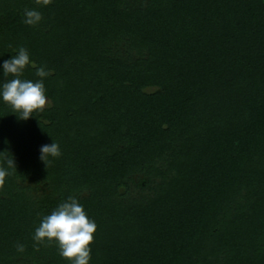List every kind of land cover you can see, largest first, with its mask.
Masks as SVG:
<instances>
[{
	"label": "trees",
	"instance_id": "16d2710c",
	"mask_svg": "<svg viewBox=\"0 0 264 264\" xmlns=\"http://www.w3.org/2000/svg\"><path fill=\"white\" fill-rule=\"evenodd\" d=\"M21 46L51 75L29 120L0 101V264H69L33 240L69 196L90 264H264V0H0V63Z\"/></svg>",
	"mask_w": 264,
	"mask_h": 264
},
{
	"label": "clouds",
	"instance_id": "9594fccd",
	"mask_svg": "<svg viewBox=\"0 0 264 264\" xmlns=\"http://www.w3.org/2000/svg\"><path fill=\"white\" fill-rule=\"evenodd\" d=\"M36 3L47 6L51 0H36ZM42 19V13L37 8H26L23 12L25 25L36 27ZM30 66L40 79L33 81L21 78ZM0 73L4 78L0 82V101L10 106L18 119L27 121L34 117V113L44 110L48 102L44 78L50 76L51 72L46 66L37 67L25 47L21 46L15 55L0 63ZM9 76L12 78L8 79ZM60 155V146L55 141L40 148V159L46 165L50 163L49 158L55 159ZM6 163L8 168L16 167L13 156ZM7 175V168L0 166V185ZM96 232L97 224L89 218L83 204L76 197L69 196L41 219L33 240L37 243L55 242L59 255L69 264H90L91 245ZM19 249L23 250V245H19Z\"/></svg>",
	"mask_w": 264,
	"mask_h": 264
},
{
	"label": "rangeland",
	"instance_id": "374dc122",
	"mask_svg": "<svg viewBox=\"0 0 264 264\" xmlns=\"http://www.w3.org/2000/svg\"><path fill=\"white\" fill-rule=\"evenodd\" d=\"M141 178H137V177H134V181L132 182V191H133V193H134V196H138V195H140V193H142L141 191V189L140 188H137L136 187V184H137V182L140 180ZM31 186V185H30ZM32 187L33 188H39V189H41V186L40 185H36V184H32ZM41 194V192H40V190L39 191H36V193H35V195H40ZM152 194V193H151Z\"/></svg>",
	"mask_w": 264,
	"mask_h": 264
}]
</instances>
